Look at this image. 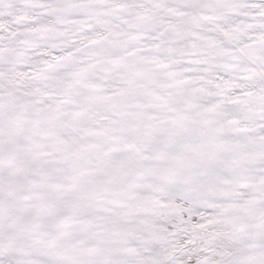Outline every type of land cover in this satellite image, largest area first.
<instances>
[{"label": "snow or ice", "instance_id": "1", "mask_svg": "<svg viewBox=\"0 0 264 264\" xmlns=\"http://www.w3.org/2000/svg\"><path fill=\"white\" fill-rule=\"evenodd\" d=\"M0 264H264V0H0Z\"/></svg>", "mask_w": 264, "mask_h": 264}]
</instances>
